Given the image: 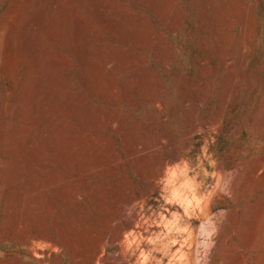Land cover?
Wrapping results in <instances>:
<instances>
[{
    "label": "rangeland",
    "instance_id": "obj_1",
    "mask_svg": "<svg viewBox=\"0 0 264 264\" xmlns=\"http://www.w3.org/2000/svg\"><path fill=\"white\" fill-rule=\"evenodd\" d=\"M0 264H264V0H0Z\"/></svg>",
    "mask_w": 264,
    "mask_h": 264
},
{
    "label": "bare ground",
    "instance_id": "obj_2",
    "mask_svg": "<svg viewBox=\"0 0 264 264\" xmlns=\"http://www.w3.org/2000/svg\"><path fill=\"white\" fill-rule=\"evenodd\" d=\"M260 165H261V162H260V164L259 165H257L256 167H255V170H254V175H255V173H257V170H258V166H259V168H260ZM252 170V169H251ZM253 173V172H252ZM251 174V173H250ZM251 176V175H250Z\"/></svg>",
    "mask_w": 264,
    "mask_h": 264
}]
</instances>
